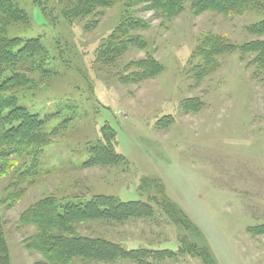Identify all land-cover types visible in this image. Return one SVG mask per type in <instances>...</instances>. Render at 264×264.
Instances as JSON below:
<instances>
[{
  "label": "rangeland",
  "instance_id": "rangeland-1",
  "mask_svg": "<svg viewBox=\"0 0 264 264\" xmlns=\"http://www.w3.org/2000/svg\"><path fill=\"white\" fill-rule=\"evenodd\" d=\"M40 1L14 0L30 23L12 32L41 38L45 71L36 77L35 88L11 94L48 119L46 132L52 137L37 155L23 156L25 168L20 169L32 168V177L22 179L14 172L0 178V220L11 264L45 261L27 249L36 229L20 221L41 199L108 195L149 201L160 197L153 183L157 179L195 222L219 264H264V72L255 55L241 50L246 43L264 41V34L249 30L264 21V12L197 14L187 2L181 12L170 14L152 3L129 7L130 0H117L91 20L64 21L51 10L44 15ZM124 19L137 23L128 36L143 38L145 45L117 57L119 39L126 41L123 31L116 32ZM207 35L226 38L236 50L217 56L215 66L201 72L196 52ZM103 46L105 58L99 59ZM140 63L162 70L141 81ZM166 117L170 119L163 123ZM113 130L117 151L127 161L84 168L104 131ZM20 190L24 196L9 202V195ZM153 205L155 219L89 221L78 224V232L128 249L177 251L180 237L191 235ZM168 264L203 263L185 256Z\"/></svg>",
  "mask_w": 264,
  "mask_h": 264
},
{
  "label": "trees",
  "instance_id": "trees-1",
  "mask_svg": "<svg viewBox=\"0 0 264 264\" xmlns=\"http://www.w3.org/2000/svg\"><path fill=\"white\" fill-rule=\"evenodd\" d=\"M52 1L47 0L45 4H43L44 0L40 1L44 15L51 10L55 13L53 15L55 19L72 21L80 18L91 20V17H97L101 14V10L112 6L117 0H54L51 6L49 3L51 4ZM187 2L192 4L197 14L212 11L233 17L252 12H264V0H130L129 7L140 3H152L155 8H162L173 14L181 12V7ZM51 20L53 21V17ZM29 23L28 13L19 8L14 0H0V178L14 172L20 173L18 177L22 179L24 175L26 178L32 177L33 174L30 171L32 168L22 170L25 168L21 164L23 156H35L50 143L51 134L46 132L48 119L22 106L17 95L11 94L27 86L35 88L39 83L36 77L45 71L42 65L45 51L41 38H23L12 32L15 27L28 26ZM137 27V23L129 25L125 19L122 20L116 32L119 34V31H123L126 41L121 43L119 39L120 48L115 50L117 57L133 46L144 47L143 38L128 36L129 32ZM249 30L253 34L263 35L264 21L258 25H252ZM114 32L111 35L112 40L116 39ZM109 46L112 49L111 44ZM235 50L236 47L224 37L205 36L201 48L196 52V57L202 60V64L198 67L199 70L201 72L211 70L217 62V56ZM241 50L246 54L255 55L256 66L264 72V41L256 40L246 43ZM105 53L106 46L100 52L99 59L105 58ZM142 64H139L142 73L137 76L141 81L148 76L149 78L156 76L162 70L159 66L152 67L151 63L145 66ZM189 103L190 101H187L184 106ZM166 119L170 118L166 117L163 123H166ZM53 132L56 134V130ZM116 137L114 130L109 134L104 131L103 139H99L100 143L93 148L90 158L83 162V167L112 166L127 161L126 157L117 151ZM161 181L160 179L152 181L156 190L160 192V197H151L150 202L123 201L108 195H95L89 200L76 198L61 201L55 196L41 199L27 208L20 216V221L24 226H33L36 229V234L27 243V249L44 257L45 261L38 264H79L83 262L168 264L180 261L185 256L199 259L203 264H219L209 246L203 243L202 233L195 222L176 202L171 200L166 185ZM18 184L16 182L13 185ZM23 196L24 192L20 190L18 193H11L8 201L17 203ZM153 204L165 213L169 223L181 226L188 231L192 240L189 237H180L177 251L151 247L128 249L105 238L84 236L78 232L77 225L89 221L123 224L129 220L155 219L157 211ZM262 229L264 230V225ZM249 232L252 233L251 230ZM192 236L199 241L194 242ZM0 264H11L10 251L1 220Z\"/></svg>",
  "mask_w": 264,
  "mask_h": 264
}]
</instances>
